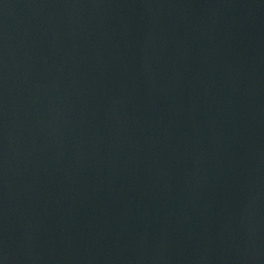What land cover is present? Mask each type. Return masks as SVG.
Here are the masks:
<instances>
[{"label":"water","instance_id":"95a60500","mask_svg":"<svg viewBox=\"0 0 264 264\" xmlns=\"http://www.w3.org/2000/svg\"><path fill=\"white\" fill-rule=\"evenodd\" d=\"M0 264H264V0H0Z\"/></svg>","mask_w":264,"mask_h":264}]
</instances>
